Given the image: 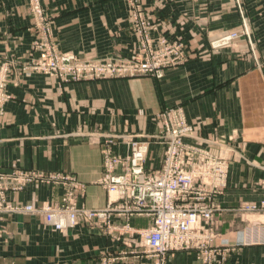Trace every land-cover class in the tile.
Returning <instances> with one entry per match:
<instances>
[{
    "label": "crops",
    "instance_id": "obj_1",
    "mask_svg": "<svg viewBox=\"0 0 264 264\" xmlns=\"http://www.w3.org/2000/svg\"><path fill=\"white\" fill-rule=\"evenodd\" d=\"M240 1L241 10L239 0H142L160 32L181 38L189 50V61L168 68L161 79L60 82L12 71L6 84L11 98L0 112V171L71 174L85 186L78 203L104 208L107 193L96 184L102 158L90 136L152 134L160 128L161 110L181 107L199 143L229 160L226 187L216 200L221 211L213 224L215 245L229 248V264H264V213L241 210L264 200V0ZM42 5L61 51L85 60L131 54L135 37L123 0H42ZM240 16L249 21V38L239 39L234 50L211 52L210 38L241 30ZM35 37L27 0H0V62L12 60L20 68ZM253 46L254 57L244 56ZM161 161L162 147L151 144L145 168H157ZM7 197L18 206L38 207L58 203L61 190L32 184ZM123 222L111 220L113 226ZM129 224L143 229L151 220L136 216ZM118 232L107 234L85 223L58 232L37 214H0V264H98L103 254L128 251L124 244L136 242ZM128 256L120 264H151ZM166 264L198 262L192 251H181L169 253Z\"/></svg>",
    "mask_w": 264,
    "mask_h": 264
},
{
    "label": "built area",
    "instance_id": "obj_2",
    "mask_svg": "<svg viewBox=\"0 0 264 264\" xmlns=\"http://www.w3.org/2000/svg\"><path fill=\"white\" fill-rule=\"evenodd\" d=\"M27 4L36 37L27 61L20 68L12 60L0 62V112L11 98L6 84L12 71L22 75L38 73L60 82L141 75L160 77L166 68L188 60L181 39L168 41L162 36L150 37L149 30L153 26L142 19L140 9L134 12L140 22L139 52L129 59L89 62L71 53L52 51L48 43L52 32L50 20L42 0H27ZM235 36V33L226 34L218 42L226 45ZM157 118L159 130L142 137L132 134L90 136L99 146L102 158L101 175L96 184L107 193L104 208L89 209L78 203L85 186L71 174L12 168L8 172L0 171V214H37L44 225L58 232L80 223L104 228L107 234L119 228L117 236L128 234L136 241L124 244L128 251L103 254L98 264H120L129 254L150 259L151 264H166L169 253L181 251H192L198 264H229V248L215 245L217 234L213 225L216 214L221 211L216 200L226 187L229 160L208 152L199 143L181 107L166 108ZM151 144L162 147V161L157 168L149 170L145 168V161ZM120 148L125 149L124 154L119 152ZM32 184L59 187L60 201L43 202L34 207L18 206L8 200V194L18 193ZM241 210L264 213V200L245 204ZM136 216L149 218L151 226L132 228L129 221ZM114 217L122 219L123 224L113 226Z\"/></svg>",
    "mask_w": 264,
    "mask_h": 264
},
{
    "label": "rangeland",
    "instance_id": "obj_3",
    "mask_svg": "<svg viewBox=\"0 0 264 264\" xmlns=\"http://www.w3.org/2000/svg\"><path fill=\"white\" fill-rule=\"evenodd\" d=\"M123 1H124V4H125V7H126V11H127V20H128V23H129V29L131 30V32L134 34V37H135V43H134L135 45H134V48H133V50H132V52H131V54L129 56H126V57L119 56V57H115V58L108 59V60H124V59H129V58L135 56L137 54V51L139 52L140 37H139V34L137 33V30H138V28H140V25H139L140 22H139L138 17L137 16L135 17V14H134L135 11L138 13V11H139L138 9H140L141 12H142V13H140L142 19H145L147 22H149L153 26V28H150V30H149V34H150V37L151 38L157 39V37L162 36V37H165L168 41L175 40V39H181V38H170V37L164 35L162 32H160L158 25L156 23H153L150 20V18L148 17V15L145 13V11L143 9V5H142V0H123ZM237 8H238V10H241L242 9V3H241L240 0H239V3H237ZM31 19H32V16H31ZM240 19H241V22H240L241 30L233 31V32H228V31L219 32L218 34H216L215 36H213L212 38H210V40H209V49H210L211 52H217V51H219L221 49H231L232 50L234 48L236 42L239 39H241L242 37H246V39L249 38V36H250L249 35L250 34V32H249L250 30L248 28V26L250 25L249 24V21H248V19H247L246 16H240ZM49 22H50V27H51V31H52L51 21H49ZM231 33H235L236 36L229 43H227L226 45H221L222 43L221 42H218L219 41V38L225 36L226 34H231ZM53 39L54 38H53L52 32H50V39H49L50 42H48L49 43L50 50L56 51V52H59V53H63L64 51H61L57 47V45L55 44V42H54ZM181 41L183 42V44L185 46V49L187 51V54H188V60L183 63V64H186L189 61V58H190L189 50H188V46L186 45V43L182 39H181ZM218 43H219V45H218ZM255 50H256L255 49V46L249 47L248 53L247 54L246 53H243V55L244 56H247V55L249 56L250 55L251 57H254ZM67 53H71V52H67ZM71 54H73V53H71ZM73 55H75V54H73ZM77 58L79 60H81V61H89V62H94V61H107V60H94V59L85 60V59H81L79 57H77ZM183 64H180V65H183ZM180 65H177V66H180ZM177 66H174V67H177ZM169 68H173V67H169ZM167 69L168 68H166L165 70L162 71V75L160 77H157V76H154V77L150 76V77L151 78H155V79H161ZM141 76H145V75H141ZM134 77H140V76H134ZM126 78H133V77H126Z\"/></svg>",
    "mask_w": 264,
    "mask_h": 264
}]
</instances>
